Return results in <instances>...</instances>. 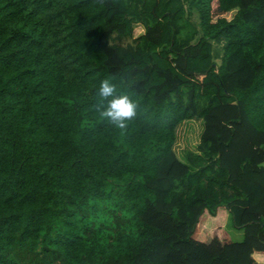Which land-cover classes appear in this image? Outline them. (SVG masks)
<instances>
[{
	"label": "trees",
	"instance_id": "obj_1",
	"mask_svg": "<svg viewBox=\"0 0 264 264\" xmlns=\"http://www.w3.org/2000/svg\"><path fill=\"white\" fill-rule=\"evenodd\" d=\"M105 79L138 105L124 130L97 111ZM194 120L180 159L177 127ZM256 257L264 0H0V264Z\"/></svg>",
	"mask_w": 264,
	"mask_h": 264
},
{
	"label": "rangeland",
	"instance_id": "obj_2",
	"mask_svg": "<svg viewBox=\"0 0 264 264\" xmlns=\"http://www.w3.org/2000/svg\"><path fill=\"white\" fill-rule=\"evenodd\" d=\"M234 14V11H231V13H228L226 18L229 20L232 18ZM192 22H195L196 17L191 18ZM143 33V27L139 24H136L134 27L133 35L134 37H137ZM126 42H130L126 40L123 42L125 44ZM217 48V54L214 50V56H215V62L218 64L220 61V55L221 52L218 47ZM202 131V124L200 120H194V121H186L182 122L176 130V142L174 143V151L177 154V156L180 159H183V153L188 151H194L199 143L200 134ZM224 228L229 233L230 238L234 242H240L243 239V230L241 228H237L234 226L231 218L228 216L227 219L224 222ZM256 260L260 263L264 262L263 257H256Z\"/></svg>",
	"mask_w": 264,
	"mask_h": 264
},
{
	"label": "clouds",
	"instance_id": "obj_3",
	"mask_svg": "<svg viewBox=\"0 0 264 264\" xmlns=\"http://www.w3.org/2000/svg\"><path fill=\"white\" fill-rule=\"evenodd\" d=\"M116 85L109 79L101 81L98 89V95L102 101L107 104L99 105L100 117L109 120L116 128L124 130L129 121L137 115L138 105L126 94L115 95ZM102 109V110H101Z\"/></svg>",
	"mask_w": 264,
	"mask_h": 264
},
{
	"label": "crops",
	"instance_id": "obj_4",
	"mask_svg": "<svg viewBox=\"0 0 264 264\" xmlns=\"http://www.w3.org/2000/svg\"><path fill=\"white\" fill-rule=\"evenodd\" d=\"M202 124V123H201Z\"/></svg>",
	"mask_w": 264,
	"mask_h": 264
}]
</instances>
